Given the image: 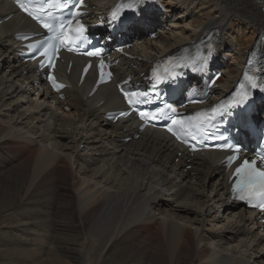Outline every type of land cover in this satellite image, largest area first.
<instances>
[{
	"label": "bare ground",
	"instance_id": "obj_1",
	"mask_svg": "<svg viewBox=\"0 0 264 264\" xmlns=\"http://www.w3.org/2000/svg\"><path fill=\"white\" fill-rule=\"evenodd\" d=\"M101 1L91 6L126 0ZM157 1L148 22L165 36L134 51L129 69L147 73L160 55L212 33L224 74L209 102L220 104L264 29L262 0ZM12 12L0 0V18ZM28 24L16 12L0 24V264H264V224L230 201L224 155L189 160L161 131L136 138L130 119L106 122L102 113L122 105L115 83L89 96L95 77L79 84V58L60 71L71 83L65 102L46 103L41 77L16 61L13 34ZM68 222L85 233L67 237ZM44 235L70 243L48 248Z\"/></svg>",
	"mask_w": 264,
	"mask_h": 264
},
{
	"label": "snow or ice",
	"instance_id": "obj_2",
	"mask_svg": "<svg viewBox=\"0 0 264 264\" xmlns=\"http://www.w3.org/2000/svg\"><path fill=\"white\" fill-rule=\"evenodd\" d=\"M31 2V0H29ZM83 0H79V3H82ZM144 0H131V2L127 5L128 9L136 12L139 5H142ZM20 7L31 17L39 21L44 29H47L50 32L54 33V36L51 39H54L58 42L59 46L67 47L69 44L73 43V37L75 40H80L83 36L85 25L82 24L79 20L75 22V26L73 27V21L68 20L67 23L58 22L56 25L53 23L45 22L44 15L36 14L41 13L47 15L49 18H52L51 12H46L45 8L38 7L35 10H32L28 7H25L24 4H20ZM62 7H67V4H63ZM120 12V7L118 6L116 10L111 13V21H117L119 19L118 13ZM78 15V14H77ZM27 39V37H24ZM47 45V47H45ZM29 48H36L39 51L40 47H44L43 53L41 55L47 56L49 48L53 49V54L55 55L59 51V47L56 45H52L51 41H40L36 44L28 45ZM209 50H211L212 46L209 45ZM68 50H73L72 48H68ZM87 55L95 56L99 55V49L95 51L88 52ZM35 56V54H33ZM49 63L52 64L51 58L49 59ZM101 68H103V62H101ZM87 71V69L85 70ZM111 73H108L110 77ZM246 78L251 82L252 88H257L258 85L256 80L252 76H248L246 74ZM49 79L53 80L54 87H63V85H56L54 77H49ZM104 80V73L101 71V81ZM166 82L164 79L157 77V83ZM243 87V85H242ZM264 90V89H262ZM123 95L129 105L137 104L141 102V97L146 96V93H138V92H123ZM247 99L246 94L243 95L242 99L238 101L234 106L240 107L241 104L244 103V100ZM165 109H169L172 113L176 112L175 108H171L169 105H165L164 108H159L154 113H145L143 111L139 112L141 119L152 118L156 119L165 114ZM210 111L212 113H216L217 109L215 107L205 110ZM228 110H225L226 114ZM127 115V113H121V116ZM200 114H198L199 116ZM214 119V117H213ZM173 126H179L178 128H174ZM207 124L205 120H201L198 118L190 117L188 121L184 120L172 119L171 125L168 127V131L175 135L178 139H184V134L190 135L193 140L196 139L197 134L204 133ZM187 142V141H186ZM192 150L195 151V145H190ZM219 148L231 147V145L223 144L217 145ZM235 156H230L227 158L229 162L235 160ZM264 159V157H262ZM257 161L255 159L249 161L245 159L243 163L240 164L239 167L235 169L234 175L237 177L235 183L232 186L233 194H239L238 198L241 200H248L251 202L252 199H259L261 203L258 205L261 208H264V170H259L256 167Z\"/></svg>",
	"mask_w": 264,
	"mask_h": 264
},
{
	"label": "rangeland",
	"instance_id": "obj_3",
	"mask_svg": "<svg viewBox=\"0 0 264 264\" xmlns=\"http://www.w3.org/2000/svg\"><path fill=\"white\" fill-rule=\"evenodd\" d=\"M65 217V216H64ZM63 219V218H62ZM61 221H63V220H61ZM71 222H68V226L67 227H69V228H67L68 230H62L63 231V233L64 234H66L67 235V237H70V235H75V234H77V233H80V234H83V233H85V231L84 230H81L80 229V227H79V224H77V223H71ZM78 227V229L79 230H77V227ZM72 228V229H71ZM61 231V230H60ZM49 232H51V231H49ZM41 237H43L47 242V244H46V246L48 247V248H51V247H53L55 244H60V246H65V244H67V243H70V241L69 242H55L54 241V239H53V237H50V236H46V235H44V236H41ZM71 237H73V236H71ZM52 238V239H51ZM62 244V245H61ZM52 245V246H51ZM67 245H69V244H67ZM46 249V250H49V249ZM46 250H45V253H46ZM48 252H50V250L48 251ZM47 254V253H46ZM43 255H45V254H43ZM47 256H49V254H47ZM49 257H51V258H54V255H53V253L49 256ZM65 260H66V263L68 264L69 262V264H75V263H77L76 261H73V260H70V259H68V258H64Z\"/></svg>",
	"mask_w": 264,
	"mask_h": 264
}]
</instances>
